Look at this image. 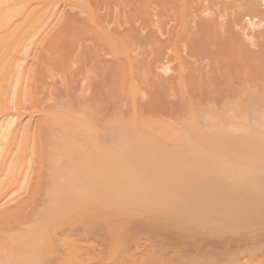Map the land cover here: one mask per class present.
<instances>
[{
  "label": "bare ground",
  "instance_id": "bare-ground-1",
  "mask_svg": "<svg viewBox=\"0 0 264 264\" xmlns=\"http://www.w3.org/2000/svg\"><path fill=\"white\" fill-rule=\"evenodd\" d=\"M47 2L52 4L51 8L48 7L53 18L60 21L53 24L49 21L46 25L42 24L43 21L33 22L40 10L39 4L46 5ZM154 2L155 0H65L64 6L60 7L58 2L52 0H0V45H8L10 49L21 37L37 34L48 36L47 39L52 43L65 36L69 39L70 49L74 50L73 57L76 55L75 60H70L67 75L60 85L54 84V81L50 82L54 84L50 89L54 91V96L51 93L52 102L47 99L51 94L42 96L35 86L29 87L32 80H38L36 68L33 78L31 77L26 85L19 86L24 97L20 96V92L14 97V107L21 115L25 112L23 110H27L26 106L34 104L36 105L33 108L39 105V109L43 111L42 115L38 113L41 117L37 116L39 118L36 147L33 145V132L23 130L18 133L19 127L14 128V132H9L11 123L7 121V114L15 112V108L4 103L9 108L4 109L11 112L9 114L4 109L0 112V264H69L67 235L62 231L47 232L36 225L39 205L57 193L66 196L102 195L107 198L115 197L111 199H134L140 196L155 197L158 195V188L163 187L168 196H178L172 201L186 205L192 209V213L197 214L196 217H203L202 220L207 221L205 218L211 219L209 217L212 215L223 219L238 216L236 214L241 213L245 205L241 192L256 191L258 183L251 179L258 175L264 178V159L259 161V164L249 165L245 169L231 167L218 161L213 155H202L199 158L196 155L186 159L170 154L159 159L154 152L143 150L152 146L154 139L148 137L156 130L161 131V137H165V134L166 137L168 134L169 137H174L173 132H170L175 130L173 127L169 126L171 130L166 129L167 127L154 129L156 125L147 124L151 125L150 128L154 125L152 131L143 123L144 128L139 129L141 122L138 126L133 123L122 127L116 125V117H125L126 114L137 119L144 117L143 120H146L145 117H154V114L156 117L160 113L163 114H160L161 117H219L220 122L201 134L203 138L208 135L214 137L216 134L214 138L222 137L221 146L224 149L227 144L240 143V140L246 137L244 133L248 131L242 117L249 114L250 105L244 103V96H240L242 94L235 97L223 92L222 86L221 89L218 88L217 82L224 76V71L221 70L223 66H220V61L214 59L210 50L204 48L201 53H197L194 52L197 46L191 44L186 55H175L163 41H159L156 34L154 35L156 32L151 33L146 29L147 18L155 8ZM211 20L213 21L205 20L199 23H196L199 20H195L197 25H193L191 32L193 39L208 38L223 42L227 48L236 52L238 56L234 54L238 59L240 55L250 58L255 54L247 47L245 49L242 42V45L238 42L235 30L237 29L238 33L239 27L234 30L227 27L229 29L226 32L222 31L226 35L221 36L218 29L223 25H218L220 20ZM243 20L246 25L252 27L256 24L250 16ZM90 25L95 39L88 44L85 38L88 33L85 29ZM223 29L226 30H221ZM10 37H14L11 40L13 43H7V38ZM241 37L243 38V35ZM260 37L264 39L263 35ZM118 46L123 47L124 51L111 54V57L106 56L107 52ZM220 46L223 47L217 45L212 49H220ZM1 48L0 51H4ZM259 54L262 55L261 51ZM169 59H173L176 65L170 74L164 75L162 70ZM71 61L75 62V65L79 61L81 63L72 66ZM7 70V65L1 61L0 85ZM89 70L92 71L91 77H87ZM18 74L16 76L19 78ZM29 88L34 89L33 94ZM140 90L143 93L139 92L137 95H142L140 99L144 96L143 101L136 95ZM11 94L12 99L14 94ZM38 95L45 98L41 99L45 101L42 105L38 104L41 98ZM56 97L59 100H56ZM0 98L10 102L8 97V101L2 95ZM22 99L23 101H20ZM30 102L34 104L24 106ZM10 105L13 103L10 102ZM63 106L66 110L60 112ZM29 109L31 110V107ZM251 112L254 113V109ZM18 113L16 115H19ZM29 113H32V110ZM59 117H65L66 132L86 131L83 124L85 120L93 122L91 125L95 133H101L93 136L102 138L99 140L96 138L94 141H87L80 138L79 141L72 142L82 147L79 151L72 147L70 141L65 140L64 143L66 151L78 153L73 154L72 162L69 163L72 164V169L81 166L89 172L88 175L68 178L67 167H52L54 154L50 149V140H57L53 130L54 125L59 123ZM183 126V132L177 134L176 128L174 135L185 134V138L201 136L197 134L195 124L190 119L184 122ZM59 131L64 133L61 129ZM118 132L130 133L132 136H127L132 142L139 143V150L143 151H136L132 155L117 154L114 141L120 137ZM195 132L198 136H189ZM139 133L148 135L143 137ZM89 142H99V146L90 147ZM58 150L63 152L62 149ZM69 179L73 182L68 184ZM228 208L233 211H227Z\"/></svg>",
  "mask_w": 264,
  "mask_h": 264
},
{
  "label": "rangeland",
  "instance_id": "rangeland-1",
  "mask_svg": "<svg viewBox=\"0 0 264 264\" xmlns=\"http://www.w3.org/2000/svg\"><path fill=\"white\" fill-rule=\"evenodd\" d=\"M52 1L58 2L57 5L60 7H63L65 2V0ZM48 2L46 5L39 4L41 5L40 10L34 17L33 22L43 21L42 24L46 25L49 21L52 24L60 21L54 19L49 12L48 6L51 8L52 4ZM154 3L155 8L150 17L147 18L146 29L151 33L156 32L154 35L156 34L159 41H163L172 54L175 55H182V57L186 55L191 44L197 46L194 50L197 53H201L204 48L210 50L214 59L220 61V66H223L221 70L223 69L224 76L219 79L220 82H217L218 88L221 89L222 86L223 92L235 97L242 94L240 96H244V103L250 105L248 108L249 114L242 117L248 131L244 133V136H246L244 140H240V143L224 144L227 146L224 149L221 146L222 137L217 136V138H214L216 134L214 137H208V135L203 138L201 134L209 131L210 127L220 122L219 117H209L207 115L200 117H161L160 113L156 117L155 114L154 117H145L146 120L144 119V121V117H138L137 119V117H130L126 114L125 117H116L117 124H115L119 127L131 123L138 126L141 122L139 129L143 127L142 123L145 125L154 124L156 125L154 129L167 127L166 129L171 130L170 128L173 127L176 130L177 128V132L173 129L170 131L173 132L174 137H169V134L168 137H166V134L165 137H161L160 130V132L156 130L151 133L153 137H148L154 139L151 143L152 146L143 150L149 151V153L154 152L159 159L170 154H176L186 159H191L196 155L198 158L202 155L208 157L213 155L218 161L234 168L245 169L249 165L259 164V161L261 162L264 159V52H262L264 50V39L260 37L263 35L264 38V0H155ZM246 16L254 18L255 26L246 25V21L243 20ZM211 19L220 20L221 22L219 21L218 25L221 24L223 25L222 28H226V30L218 29L221 36L226 35L223 32H226L229 28L234 30L239 27L240 31L238 30V33L237 29L235 30V34L238 35V42L240 44L242 42L243 45H241L245 49L247 47L249 51H253L255 56L251 55L250 58L245 56L244 58L243 55H240V59H238L236 52L227 48L223 42L209 40L208 38L193 39L191 34L192 29H194L193 25L195 26L196 23L205 20L211 22L213 21ZM195 20L199 21L196 22ZM85 31L88 33L85 38L89 44L91 40L95 39V34L92 33L91 25ZM259 34L260 36H258ZM242 35L244 39L241 37ZM47 37L38 36L37 34L31 37H21L15 42L11 41L14 37H10L7 38V43L9 41L14 42L10 49L8 45L7 47L6 45H0L4 49L3 51L0 47L2 50L0 51V62L2 61L8 67L7 73L3 75V82L1 81L0 94L2 97H6V101L12 97L10 96L11 93L14 94L13 102L10 98L13 105H10L9 101L5 102L3 98H0V101L2 100V103L0 102V112L8 106L15 108L14 97H17L19 92L20 96L24 97V93L21 94L22 89L20 88V91L19 86L26 85L29 79L33 78L34 71L37 70L38 72L36 76L38 80L37 82L32 80L34 84L31 81L30 84L33 86L29 85V87L34 88L35 86L42 96L53 94V89L50 90L52 85H60L67 75L70 60H75L76 56L73 57L74 50L70 49L69 39L62 36L52 43V41L49 42ZM3 43L5 42L3 41ZM217 45L223 47L220 46V49L213 50L212 48ZM258 47L262 49L260 50ZM122 51H124L123 47H114L107 52L106 56L111 57V54L115 55ZM260 51L263 57L259 54ZM257 56L261 57L258 59ZM206 59L204 60L206 61ZM80 63L81 61L78 62V64ZM71 65L77 66L72 61ZM175 65V61L169 59L165 62L162 73L164 75L170 74ZM17 73L20 74V76L18 74L19 78L16 76ZM87 74V77H91L92 71L89 70ZM16 78L18 79L16 80ZM51 81L56 83L50 84ZM22 88L25 90L24 87ZM31 88L29 90L33 94L34 89ZM240 89L242 90L240 91ZM35 91L37 90L35 89ZM139 92L143 93L140 90L136 95L140 94ZM52 94L49 96L50 98L47 97L50 102L53 100L54 94L53 96ZM41 95H38L39 98L41 97L40 100L37 97L40 105L45 103L41 100L44 98ZM139 96L142 97V95ZM141 97H138V99ZM142 99L144 100L145 97L143 96ZM142 99L140 101H143ZM56 100L59 99L56 97ZM56 100L54 102H57ZM20 101H23V99ZM48 101L47 103H49ZM4 103L8 106H5ZM27 104H31V102L25 103L24 106ZM33 106H26L27 110H23L26 109L23 108L22 110L25 111L23 115L16 112V108L15 112L5 109L4 111L11 112L10 115L7 114V121L9 120L11 123L9 132L11 133L14 128L18 127V133L23 130L24 132H33V145L36 147L38 143L37 123L43 111L39 109V105L36 106L37 108H33ZM30 107L32 113H29L31 112ZM35 108L36 110L39 109V112ZM252 109H254V113L251 112ZM65 110L66 107L63 106L60 112ZM16 113L19 115H16ZM38 115L39 117H37ZM161 115L163 116V114ZM64 118L59 117V123L54 125L53 131L57 140L54 138L50 140V149L54 154L51 160L52 167L55 169L67 167L68 178L88 175L89 172L81 166L72 169V164L69 163L72 162L73 154L78 153L66 151L64 143L65 140L70 141L72 147L79 151L82 147L72 142H77L80 138L87 141H94L96 138L99 140L102 138L93 136L101 133H95L91 125L93 122L85 120L83 124L86 131L66 132ZM189 119L195 124L196 132H200H197V134L202 137L198 136L196 132L191 133L189 136L195 134L198 137L185 138L184 133L183 136H179V133L183 132L181 127ZM149 126L147 129L153 131L151 129L153 126L151 128ZM60 129L64 133L60 132ZM174 132L179 135H174ZM142 133L139 134L145 135ZM129 134L118 132L120 137H116L117 139L114 141L117 154L132 155L136 151H143L139 150L141 148L139 143L131 141V138L127 136ZM251 135L254 137H251ZM130 136L132 135L130 134ZM88 145L96 147L99 146V142L98 144L89 142ZM150 147H152L151 150ZM58 149H62L63 152H59ZM256 150H262L263 152L256 153ZM251 181L258 183L256 191L241 192V199L245 201L243 211H240L241 213L236 214L238 216L231 219L216 218L217 215L215 217L212 215V217H209L211 219L205 218L207 221H203V217L202 219L196 217L197 214L192 213V209L186 205H180L172 201L177 199L178 196H168L166 190L160 187L158 188V195L155 197L142 198L144 196H140L134 199H126V197L111 199L115 197L107 198L102 195L80 197L76 194L75 196H66L57 193L50 200H46L39 205L36 225L44 228L47 232L62 231L67 235L66 246L70 252L69 264H264V178L258 175ZM72 182L69 179L68 184ZM233 206L234 204H232ZM227 211L233 210L228 208Z\"/></svg>",
  "mask_w": 264,
  "mask_h": 264
}]
</instances>
